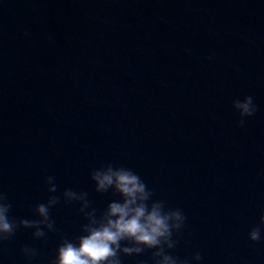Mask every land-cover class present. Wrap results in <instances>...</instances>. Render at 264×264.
Instances as JSON below:
<instances>
[{"label":"water","instance_id":"obj_1","mask_svg":"<svg viewBox=\"0 0 264 264\" xmlns=\"http://www.w3.org/2000/svg\"><path fill=\"white\" fill-rule=\"evenodd\" d=\"M246 95L257 111L240 127L233 100ZM109 161L183 209L173 255L264 264V241L247 235L264 213V0H0V191L10 215L38 219L34 205L66 188L104 209L119 194L96 192L90 172ZM78 207L62 199L44 240L19 229L0 264H29L24 245L38 249L31 264H49L62 237L81 234Z\"/></svg>","mask_w":264,"mask_h":264},{"label":"clouds","instance_id":"obj_2","mask_svg":"<svg viewBox=\"0 0 264 264\" xmlns=\"http://www.w3.org/2000/svg\"><path fill=\"white\" fill-rule=\"evenodd\" d=\"M233 107L239 112L240 127L245 126V117H251L257 111L251 95L233 100ZM90 178L96 192L111 191L119 194V199L110 200L104 209L98 210L93 207L88 192L66 188L61 195H50L46 202L34 205L38 219L17 220L10 215L12 204L7 194L0 191V246L10 241L21 228L32 229V236L39 240L46 239L49 232L57 231L51 210L63 199L65 203L79 204L78 212L85 222L80 225V235L60 239L49 264H123L122 256H140L149 250L151 264H191L190 260L181 259L170 251L179 244L176 236L186 225L183 209L169 207L165 200L153 199L154 190L137 172L115 166L111 161L93 168ZM45 183L49 193L58 191L54 176H46ZM262 233L264 213L260 215L259 224L249 230L248 239L264 241ZM21 252L29 264L38 255V249L30 245L22 246ZM191 259L200 262L203 256L196 251ZM139 264L147 262L141 260Z\"/></svg>","mask_w":264,"mask_h":264}]
</instances>
